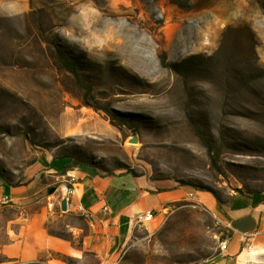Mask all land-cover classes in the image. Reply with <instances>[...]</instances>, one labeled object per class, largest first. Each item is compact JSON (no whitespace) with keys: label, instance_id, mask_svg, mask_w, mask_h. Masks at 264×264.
I'll return each mask as SVG.
<instances>
[{"label":"rangeland","instance_id":"1","mask_svg":"<svg viewBox=\"0 0 264 264\" xmlns=\"http://www.w3.org/2000/svg\"><path fill=\"white\" fill-rule=\"evenodd\" d=\"M72 160L194 195L110 252L61 210ZM0 174V264H208L228 230L204 197L264 198V0H0Z\"/></svg>","mask_w":264,"mask_h":264},{"label":"crops","instance_id":"2","mask_svg":"<svg viewBox=\"0 0 264 264\" xmlns=\"http://www.w3.org/2000/svg\"><path fill=\"white\" fill-rule=\"evenodd\" d=\"M51 165L53 169H47V174L59 172L63 163L53 162ZM69 176L75 180L68 182L70 186L67 188L63 179ZM58 177L62 179L58 195L90 211V220H86L99 234L97 239L106 241L105 245L110 252L127 243L136 216L152 209L159 214L169 208L171 203L181 200L186 193L183 187L157 186L144 178L124 173L99 176L72 167ZM7 185L0 184V198L13 199L19 189L11 185L7 188ZM204 201L228 230L226 250L221 251L208 264H243L248 261L251 253L264 254V198L241 194L234 195L223 205H218L213 198L204 197ZM103 205L108 207L107 212L101 210ZM67 211L72 210L67 208Z\"/></svg>","mask_w":264,"mask_h":264},{"label":"built area","instance_id":"3","mask_svg":"<svg viewBox=\"0 0 264 264\" xmlns=\"http://www.w3.org/2000/svg\"><path fill=\"white\" fill-rule=\"evenodd\" d=\"M75 178L73 176H69V181L70 182H74ZM186 195L188 197H193L194 195V191H188L186 192ZM66 207L69 208L70 210L78 213L79 215L87 218L88 220H90L91 214L90 211L86 210L81 204H72L70 202V200H66ZM101 210L103 212H107L108 211V207L106 205H103L101 207ZM158 216V211L157 210H146L144 211L141 215H138L135 217V223L136 224H144L146 222L149 221H153L156 217ZM227 240L223 239L220 243H219V249L220 251H224L227 248Z\"/></svg>","mask_w":264,"mask_h":264},{"label":"trees","instance_id":"4","mask_svg":"<svg viewBox=\"0 0 264 264\" xmlns=\"http://www.w3.org/2000/svg\"><path fill=\"white\" fill-rule=\"evenodd\" d=\"M57 57H58V59L62 62V65H63V67H64V69H65L66 71L72 73L74 77H78V75H77V70H76V64H75L74 61H72V60H70L69 58H67V57H66L64 54H62V52H60V51L57 52ZM83 83H84V82L81 83V87H83V88L85 89V92H84V94H83V100H84V103H86V104L89 105V106L96 107V106L93 104V102H92V96H91L90 93H89L90 88H89L87 85L83 84ZM86 163H87V162L80 161V160H72V161L70 162V164H68V165H64V166H63V170L71 169L72 167H75V166L80 165V164H86ZM90 173H91L92 175H98L95 171H94V172L90 171ZM127 173H131V171H130V172H127ZM111 175H113V174H107V173L105 174V176H111ZM132 175H133V174H132ZM0 176H2V174H0ZM2 177H4V176H2ZM6 184H8V182H6ZM8 185H11V184H8ZM11 186L16 187V185H11ZM193 187H196L197 190H203L202 187H201L200 185H193ZM216 199H217V198H216ZM80 218L86 220V218L83 217V216H81V215H80Z\"/></svg>","mask_w":264,"mask_h":264},{"label":"water","instance_id":"5","mask_svg":"<svg viewBox=\"0 0 264 264\" xmlns=\"http://www.w3.org/2000/svg\"><path fill=\"white\" fill-rule=\"evenodd\" d=\"M131 142H135V138L131 139ZM60 207H61L62 211H65L67 209V207H66V199H63L61 201V206Z\"/></svg>","mask_w":264,"mask_h":264}]
</instances>
